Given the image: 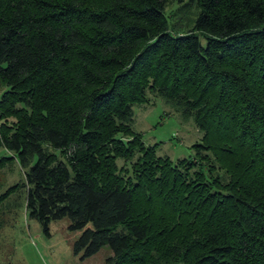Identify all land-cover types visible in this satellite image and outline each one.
Returning <instances> with one entry per match:
<instances>
[{"label":"trees","instance_id":"trees-1","mask_svg":"<svg viewBox=\"0 0 264 264\" xmlns=\"http://www.w3.org/2000/svg\"><path fill=\"white\" fill-rule=\"evenodd\" d=\"M0 157L104 264H264V0H0ZM202 133L158 156L134 106Z\"/></svg>","mask_w":264,"mask_h":264},{"label":"rangeland","instance_id":"rangeland-1","mask_svg":"<svg viewBox=\"0 0 264 264\" xmlns=\"http://www.w3.org/2000/svg\"><path fill=\"white\" fill-rule=\"evenodd\" d=\"M4 89H0V97ZM134 129L146 144L157 146L158 156L172 160L189 157L192 145L201 141L202 133L192 120L185 121L160 98L150 104L134 106ZM9 153L0 149V157ZM24 171L14 160L0 167V193L21 183ZM25 192L19 190L0 204V264H104L111 253L105 246L96 255L82 258L73 250L82 231H71L67 218L54 220L48 232L25 211Z\"/></svg>","mask_w":264,"mask_h":264}]
</instances>
